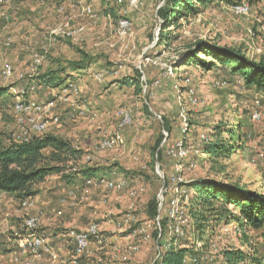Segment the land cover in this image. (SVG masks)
<instances>
[{"label": "rangeland", "instance_id": "374dc122", "mask_svg": "<svg viewBox=\"0 0 264 264\" xmlns=\"http://www.w3.org/2000/svg\"><path fill=\"white\" fill-rule=\"evenodd\" d=\"M138 2L134 8L122 0H0V131L11 135L13 142L27 136L17 123L29 116L28 111L16 109L17 102L35 107L59 88L39 84L38 77L56 70L68 73L73 65L84 69L71 72L69 78L61 74L68 78L64 84L72 81L77 90L68 101L51 106L59 121L48 123L37 133L57 134L79 150L64 170L73 182L67 183L57 174L48 176L35 187L40 201L35 196L17 201L16 207L7 209V216L2 214L0 264H54L49 258L53 250L58 254L56 264H64L73 252L72 260L82 264H115L110 259L113 251L128 259L121 264H150L157 245L152 233L157 230L149 209L157 206L159 214L163 187L166 193L160 219L171 223L181 210L187 219L183 230L189 238L205 247L214 241L221 250L225 246L239 249L243 259L236 264H264L262 229L247 231L222 220L212 238L196 237L187 214L192 192L187 185L182 190L178 187L209 178L264 195V91L247 87L228 66L218 64L203 70L181 63V53L197 44L231 48L249 60L264 62V0H244L249 6L245 14H236L232 5L220 0L198 5L195 15L180 18L177 25H165L162 13L168 6L166 0ZM122 12L131 21V29L119 39L115 29ZM66 22L68 34L50 35ZM154 62L167 64L172 74H165ZM20 90L24 94H19ZM257 111L261 116L254 119ZM127 113L130 121L120 129L122 144L102 150L105 132L117 131ZM220 123L234 132L238 148L226 158L205 159L201 154L203 141L211 140L213 128ZM177 143L182 149L175 148ZM92 168L96 176L123 179L125 188L104 191L88 185L81 171ZM53 197L57 209L52 213L47 206L54 204L48 201ZM174 199L178 208L168 216ZM41 202L46 210H41ZM30 217L38 218V231L49 249L39 258L6 239L22 232L23 220ZM90 223L101 229L108 242L105 251L110 257L103 256L107 262L102 257L103 261H97L80 256L76 236L73 242L69 234L86 229ZM169 237L164 231L162 245ZM104 243H96V249ZM131 245L137 250L129 252ZM220 259L224 260L217 257L222 263Z\"/></svg>", "mask_w": 264, "mask_h": 264}, {"label": "trees", "instance_id": "16d2710c", "mask_svg": "<svg viewBox=\"0 0 264 264\" xmlns=\"http://www.w3.org/2000/svg\"><path fill=\"white\" fill-rule=\"evenodd\" d=\"M167 8L162 13L165 25H177L180 18L195 15L198 5H206L217 0H166ZM234 6L244 0H220ZM251 1V0H249ZM169 19V20H167ZM167 37L162 41L166 44ZM183 65L194 66L199 69L210 70L220 64L228 66L231 73L239 75L247 87L264 91V62L252 61L238 50L214 45H195L185 53H181ZM84 70L83 67L73 65L70 72L64 70L49 71L40 75L39 84L47 87L62 86L69 78L71 72ZM68 77L64 79L61 77ZM64 79V80H63ZM127 84L128 81H124ZM0 93H2L0 91ZM211 134V140L203 141L201 154L205 159L228 157L234 149L237 140L234 132L222 128V123L217 124ZM226 134L225 137L222 134ZM79 150L72 148L71 144L57 134H43L31 137L27 141L13 142L11 135L0 131V193L13 195L16 201H21L37 195V184L45 181L48 176L60 175L67 183H72V176L64 174L65 167L73 160ZM206 155V156H205ZM201 157V158H202ZM214 161V160H213ZM95 168L83 169L82 175L92 179ZM97 177V176H96ZM87 179V180H88ZM188 186L191 190L188 199L187 214L191 217L194 235L198 238L206 235L212 238L215 226L225 220L236 223L244 230L264 231V195L252 191L243 185L232 184L227 181L218 182L213 179L203 178L180 184L179 189ZM152 219L157 214V206L149 209ZM161 237L167 231L166 218L160 219ZM206 232V233H205ZM157 231L152 235L156 239ZM184 242H180L182 245ZM168 244V243H167ZM170 244V243H169ZM188 249L174 248L172 244L163 252V264H184V256ZM222 263L236 264L243 259L239 249L226 246L218 255Z\"/></svg>", "mask_w": 264, "mask_h": 264}, {"label": "bare ground", "instance_id": "6f19581e", "mask_svg": "<svg viewBox=\"0 0 264 264\" xmlns=\"http://www.w3.org/2000/svg\"><path fill=\"white\" fill-rule=\"evenodd\" d=\"M124 3H126V2H124ZM239 8H245V9H239ZM232 9L236 12V14H238V13L245 14L249 11V6L242 2V3L235 4L234 6H232ZM125 13L122 12V14H118L119 16L117 18V26H116L115 30H116V35L119 39L126 37V35L128 34V32L131 29V21L128 19V16L125 15ZM82 26L84 27V25H82ZM68 29H69V23L66 22V23L60 25L58 28L56 27V28L52 29V31L50 32V35H58V34L66 35V34H68ZM80 29H82V28H80ZM85 30H87V29H85ZM7 70H9V66L7 67ZM2 73H4V72H2ZM165 74H167V75L172 74V69L167 64H166ZM97 75H94L95 79H97L99 77V75L98 76ZM6 76H8V75H6ZM100 81H101V79H100ZM215 85L218 86L219 83H216ZM76 90H77L76 85H75V83H72V81H71V83L67 82L66 84H64L60 94L58 95L59 96L58 98H60V102L68 101V99L71 97V93L73 91H76ZM19 94H24V90H20ZM18 103H21V102H17L16 109H17ZM23 105L26 107V109H20V110L28 111L27 115H29V116L27 118L25 117L26 119L19 118L18 123H17L18 126L23 128V126L25 125V122L27 120V126H29V133H34L36 135L37 133L43 131L45 129V127L47 126V124H41V125L36 126L41 121L40 109L39 108L34 109L33 105H26L24 103H23ZM37 106H40V105H37ZM50 106H51V104L48 103L47 108L45 109L44 113H47L49 111ZM29 110H31V111H29ZM185 112L186 111H184V109H182V116H184ZM128 113H130V112H128ZM128 113L126 115H123V118L125 121L123 123H119V125L117 127V129H118L117 131L114 130V132L109 133V134H107L106 132H105V134L103 133L104 138L101 140V144H100V148L102 150H109L112 147H115V146H118L119 144H122L123 136L121 134L120 129L123 127L125 128V126L128 125V123L130 121V117H129ZM185 120H186L185 117H183V121H185ZM16 122L17 121H15V123ZM107 140H108L109 144H106ZM14 141L16 142V138H14ZM95 182L98 184H95ZM86 183L88 185L93 184L95 187H99V188L102 187L103 189H105L107 191H111L113 189H119L120 190V189L125 188V182L121 178L115 180V178L114 179L113 178L107 179L105 177L97 176V177H92V179L86 180ZM177 201H178L177 199H174L171 201V207L169 208L168 216H170L172 214V212H174V210H176L178 208ZM182 213L183 212L181 210H179L177 212V216H175V221L171 220L170 221L171 223L167 224V227H166L167 233L170 236L169 239L168 238L167 239L169 241H167L165 244L160 246V251H157L156 256L153 257V261L150 264H163V252L167 250V248L170 246V244H172L174 248L179 247V248L188 249V251L186 252V255L184 256V261H183L184 264H225L224 262L220 263V261L219 262L217 261V257H219L218 255L222 250H221V248H219V246L217 245L216 242L210 241L208 244L209 246L205 247V245H202L200 242H196L194 239L189 238V236L187 234V230L186 229L183 230L185 223L187 222V219H186V217L185 218L183 217ZM26 219H29V218H26ZM26 219H24L23 221H26ZM127 221H128V219H127ZM126 224H128V223H126ZM125 227H127V226H125ZM142 230H143V228L141 229V231ZM191 230H193V227ZM102 235L103 234H101V229H99L96 224H93V238L95 239L96 243H99V244L104 243L105 237H103ZM30 238L33 241H36L37 243L39 242V243H41V245H43V248L38 249V258L40 257V255L42 253L48 254L47 251H49V249H48L46 243H44L43 235L41 233H39V231H38V218L36 221H34L33 224H31ZM11 239H13L12 243H14V241H15V243H18L20 241H24V234H23V232L13 233V235L11 236ZM76 241L78 242V245H82L81 236H76ZM179 241H183L184 243L182 245H179V244L174 245L172 243V242H179ZM17 247L22 250L21 244L17 245ZM127 250L129 252L135 251V250H137V246L131 245L130 247H127ZM215 254H217V256H215L216 258L214 257ZM72 261H73V263L78 262V261H75V259ZM72 261L70 260L69 264H72Z\"/></svg>", "mask_w": 264, "mask_h": 264}, {"label": "built area", "instance_id": "2783aa9c", "mask_svg": "<svg viewBox=\"0 0 264 264\" xmlns=\"http://www.w3.org/2000/svg\"><path fill=\"white\" fill-rule=\"evenodd\" d=\"M123 1L126 2L127 6L134 7V8H136L139 4L138 0H123ZM239 9H245V8H239ZM146 57H148V56H146ZM149 62H152V59L150 57H149ZM154 63L156 65H158L160 67V69L162 71H164V73H165L166 64L162 65L159 62H154ZM54 100H55V106H56V103L60 102V98H53V99L50 98V101H54ZM17 108L18 109H26V107L23 105V102L18 103ZM35 108L40 109V115H41V121L36 126L41 125V124H48V123L54 122V121L55 122L59 121V116L57 114H55L54 118H45L44 111L47 108V103H45V106H35L34 109ZM29 111H31V110H29ZM260 116H261V113L259 111H257L256 117H254V119H256ZM124 121L125 120L122 116V120L120 123H123ZM21 130H23V132L26 133L27 136L22 138L21 140L16 138V143L22 142V141H27L31 137H33V136H29L30 133H29V126H27V120H26L25 125L23 126V128ZM106 144H109L108 140H107ZM175 148L182 149L181 143H177ZM158 172L159 171L157 169V174H158ZM160 178L162 179V181H164L163 176H160ZM95 184H98V183L95 182ZM165 193H166V188L164 189V187H163V189L160 192L159 199H158L159 214H160V211H161L162 206H163V195H165ZM159 214L153 219V221L155 222V228L158 231V234L156 236L157 245H156V248L154 251V256H156L157 251H160V246H162V243H161V226H160V222H159L160 221V215ZM36 220H37L36 217H30L29 219H26V221H23L22 225H23L24 229H22L23 230L22 232L24 234V241H20L18 243H10V244H15V245L21 244L22 250L24 252H29V254L33 255L35 258H38V249L43 248V245H41V243H39V242L37 243L36 241H33L30 238L31 224H33L34 221H36ZM93 223H90V225L84 230L75 231V232L71 231L69 233L73 242H74L75 236H81L82 245H76V246H79V248H80V256L85 254L86 257H88V258H94V257H101L104 255L105 248L104 249H96V242H95V239L93 238ZM70 256H71V261H72V254H70ZM80 256H79V261H80ZM72 264H82V263H81V261L76 262V263H73V261H72Z\"/></svg>", "mask_w": 264, "mask_h": 264}, {"label": "crops", "instance_id": "0c3cea01", "mask_svg": "<svg viewBox=\"0 0 264 264\" xmlns=\"http://www.w3.org/2000/svg\"><path fill=\"white\" fill-rule=\"evenodd\" d=\"M59 89H60V87L59 88H57V90H56V92H54L53 93V97H51V99H53V98H56V94L58 93V91H59ZM30 98V100H31V96L29 97ZM32 102H34L33 100H31ZM48 101H50V99H47V100H44V101H40L39 103L41 104L40 106H44L45 105V103H50L51 104V106H53L54 105V103H55V100H54V102H48ZM51 106H50V109H49V111L47 112V113H44V115H45V118H54L55 117V114L53 115V112H51ZM47 114H51V115H47ZM99 188V187H98ZM99 189H102V190H104V191H107V190H105V189H103L102 187L101 188H99ZM37 196V195H36ZM35 196V199H36V201L38 202V201H40V199H39V196H37L36 197ZM38 198V199H37ZM48 201H50L51 203H53L54 202V204L53 205H48L47 206V211L48 212H55L56 211V204H57V199L55 200L54 199V197H53V199L52 198H49V200ZM103 202H104V200H102ZM16 200H15V198L13 197V195H10V194H6V193H0V213H1V208L3 209V210H5V212H3V213H1L0 214V218H1V216H3V215H6L7 216V211L10 209V208H14V207H16ZM44 202H41V205L43 204ZM48 203V202H47ZM41 205H40V208H41V210L42 209H45L46 210V207L44 206V205H42V207H41ZM55 205V206H54ZM55 208V209H54ZM8 209V210H7ZM31 211V210H30ZM30 211H29V213H30ZM33 213H36V209L35 210H33ZM3 214V215H2ZM9 221V220H8ZM7 221V222H8ZM6 222V226L8 227V225H9V223H7ZM58 235H60V236H63L62 234H58ZM10 243H12L13 242V239H11V237H9L8 236V238H6ZM53 240H55V238H53ZM3 243H5V240H3ZM14 243H15V241H14ZM108 242H106V238H105V243H104V246H102V248L101 249H104L105 248V246H106V244H107ZM75 245H76V243H75ZM17 246V245H16ZM18 248V247H17ZM19 249V248H18ZM76 249V248H75ZM113 251V250H112ZM111 251V252H112ZM53 253H54V255L51 257L50 255H49V258L51 259V261L54 263V264H56L57 263V260H58V254L53 250ZM73 254H75V252H73L72 253V255ZM105 255L106 256H109V254H108V252L107 251H105L104 250V257H105ZM103 256H101L102 258H103ZM71 256H68V258L66 259V260H64V264H69V258H70ZM110 257V256H109ZM117 259H116V258ZM92 260L93 259H95V260H97V261H105L106 260V262H107V258H103V260H101V258L100 257H94V258H91ZM110 259H112V260H114L115 261V264H121V263H123V261H126V260H128V259H124V258H121L120 257V255H118V254H116V252L115 251H113V256L110 258ZM101 264H103V263H101Z\"/></svg>", "mask_w": 264, "mask_h": 264}]
</instances>
